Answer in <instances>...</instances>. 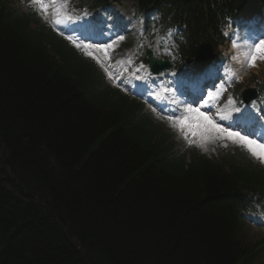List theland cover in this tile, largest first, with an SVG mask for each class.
<instances>
[{"label":"trees","instance_id":"16d2710c","mask_svg":"<svg viewBox=\"0 0 264 264\" xmlns=\"http://www.w3.org/2000/svg\"><path fill=\"white\" fill-rule=\"evenodd\" d=\"M242 1L175 0V15L203 39L204 8L218 19ZM17 20L0 12V264H256L233 205L264 195L262 170L239 152L164 160L150 126Z\"/></svg>","mask_w":264,"mask_h":264},{"label":"rangeland","instance_id":"374dc122","mask_svg":"<svg viewBox=\"0 0 264 264\" xmlns=\"http://www.w3.org/2000/svg\"><path fill=\"white\" fill-rule=\"evenodd\" d=\"M246 12L244 13L243 16L246 15ZM251 17L252 16H246V18H244V21H246V19H251ZM242 24L244 25L245 22H240V20L237 21L238 27H241ZM250 28L251 27L247 28V30H246L247 32L244 33L245 35H247V38L244 36V34L243 35L240 34L238 36V38H236V41L234 43V46L236 48H238L239 46H242V44L244 43V41H242L243 39L248 40V37H249V39L254 37L253 31L249 30ZM245 48H243V51H245L244 50ZM235 51L239 54L242 53L240 49H237ZM232 52L234 53L233 49H230V55L233 58ZM254 54L257 56V59L255 61V66L249 67L247 64L248 69H246V68L244 69L243 79H242L243 81L241 83V88L253 86V85H256L257 83H263L264 84V59L260 58L259 52H255ZM241 60H239V61L241 62ZM209 109H211V107H209ZM143 113L145 114L146 111L144 112V110H143ZM151 117L153 118L152 115H151ZM189 117H190L189 123H187V124L184 123L183 129L181 128L182 132H180V131L176 132L175 131L177 136L172 133L173 134L172 140L178 139L179 143H183V140H188L187 145L184 148H187L189 151L197 149V150L203 152L202 150H204L205 152H209L211 154H214L216 157L220 153H222L225 149L226 143H228V139L226 137L221 139L217 133H215L214 131H210V125L204 119V117L203 118L200 117L199 119L194 115H189ZM153 119H155V118H153ZM210 119L214 121L213 118H210ZM162 120H165V122H161ZM155 121L158 123H161L165 127L176 124L174 122H169V121H172L171 119H168V118L165 119L162 116H158V121L156 119H155ZM205 122L208 124V129L210 131L209 135H207L206 133L200 132L199 128H197V126L200 125V123L203 125ZM202 128H203V130L206 129V128L204 129V126H202ZM181 139H183V140H181ZM259 143H261V142H259ZM261 144H264V143H261ZM256 160H258V159H256ZM258 161H260V160H258ZM263 220H264V218L260 221H263ZM246 236H247V238H246L247 243L250 244L251 246L252 245L256 246V244H257L256 242L261 241L264 238V225L263 226L260 225L258 223V221H257V223H251V224L247 223ZM258 252H259V257L257 259L256 264H264V247H263V249H260Z\"/></svg>","mask_w":264,"mask_h":264},{"label":"snow or ice","instance_id":"6c2138e0","mask_svg":"<svg viewBox=\"0 0 264 264\" xmlns=\"http://www.w3.org/2000/svg\"><path fill=\"white\" fill-rule=\"evenodd\" d=\"M33 2L39 4L42 11H44L45 13L47 12L48 6L41 3V0H33ZM56 2L57 0H53V4H56ZM60 3L63 5L62 8H54V11L59 14V18L55 19L54 23L59 25V24H64L66 22H72L74 19H79V18H74L73 15L69 12L67 7V0H60ZM118 38L120 40L124 39L123 36H119ZM96 47L102 51H105L106 53L107 49L111 48L112 45L111 44L96 45ZM255 52H259L260 58L264 59V40H260L258 43H254L252 48L245 53V55L247 56L249 67L255 66V61L257 59V56L253 54ZM141 67H143V65H141ZM229 74L235 77V74L231 73V69H229ZM235 78L238 79V77ZM213 87H215V82L213 83ZM220 90L221 91L224 90L223 84L220 85ZM219 96H220V91H216V92L209 91L207 92V100L205 101V103L207 104L210 101H215L219 98ZM201 99H204V97L201 96ZM195 103H199V101H195ZM185 111L187 113H198L200 116L204 117V119L208 122V124L210 125V130L217 133L221 139L226 137L227 139L232 140L234 143L241 144L242 146L248 149V151L251 153L253 157L260 160L261 162H264V144L258 143L254 139H250L247 135H241L240 132L238 131H232L231 126L223 127L220 124L215 123V121L205 116L204 113H200L198 108L187 107ZM221 119H227V117L222 116ZM179 123L181 124V127L183 129V125L185 123L184 119H181Z\"/></svg>","mask_w":264,"mask_h":264},{"label":"bare ground","instance_id":"6f19581e","mask_svg":"<svg viewBox=\"0 0 264 264\" xmlns=\"http://www.w3.org/2000/svg\"><path fill=\"white\" fill-rule=\"evenodd\" d=\"M252 4H249L247 7H246V9H245V12H246V15L244 16V18H246V16H252V14L251 13H253L254 12V10H256V4L254 3L252 6H251ZM242 35V34H241ZM246 47V45H244V44H242V46H239L237 49H240L241 50V52L243 53H245L246 51H243V48H245ZM236 49V50H237ZM245 56H244V58L241 60V64H243V62H244V60H245ZM210 107V106H209ZM205 129V128H204Z\"/></svg>","mask_w":264,"mask_h":264}]
</instances>
